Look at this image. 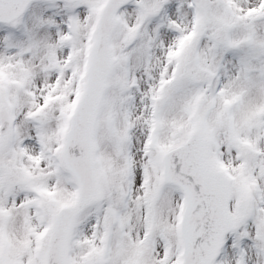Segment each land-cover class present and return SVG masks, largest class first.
Segmentation results:
<instances>
[{
	"label": "snow or ice",
	"instance_id": "snow-or-ice-1",
	"mask_svg": "<svg viewBox=\"0 0 264 264\" xmlns=\"http://www.w3.org/2000/svg\"><path fill=\"white\" fill-rule=\"evenodd\" d=\"M0 264H264V0H0Z\"/></svg>",
	"mask_w": 264,
	"mask_h": 264
}]
</instances>
